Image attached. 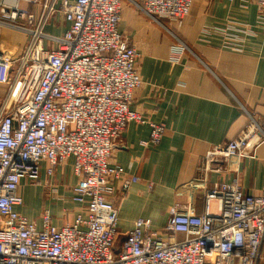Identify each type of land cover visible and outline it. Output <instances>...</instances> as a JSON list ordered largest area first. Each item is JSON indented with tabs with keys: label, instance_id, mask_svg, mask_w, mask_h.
<instances>
[{
	"label": "built area",
	"instance_id": "built-area-1",
	"mask_svg": "<svg viewBox=\"0 0 264 264\" xmlns=\"http://www.w3.org/2000/svg\"><path fill=\"white\" fill-rule=\"evenodd\" d=\"M40 7L30 13L0 0V25L23 33L18 55L0 49V264H264V189L256 197L237 181L216 184L205 195V211H170L166 225L153 229L137 219L124 240L119 213L108 200L125 175L110 166L117 141L131 122L145 124L131 110L142 81L140 55L120 30L124 0H13ZM194 0H139L138 9L157 21L181 23ZM264 27V0H256ZM61 15V36L47 33ZM47 43H50L49 47ZM144 147L163 139L165 126L149 123ZM264 143L250 116L235 139L214 146L204 157L205 172L246 157ZM77 185L72 202L81 205L71 223L53 224L46 212L40 225L19 213L23 181L39 183L70 159ZM132 182L138 179L132 178Z\"/></svg>",
	"mask_w": 264,
	"mask_h": 264
},
{
	"label": "crops",
	"instance_id": "crops-1",
	"mask_svg": "<svg viewBox=\"0 0 264 264\" xmlns=\"http://www.w3.org/2000/svg\"><path fill=\"white\" fill-rule=\"evenodd\" d=\"M7 1L30 13L40 10L26 1ZM136 4L139 0L123 1L120 30L140 55L137 69L142 84L131 110L146 123H129L117 141L110 166L123 168L125 175L108 194L124 238L140 218L162 230L175 206L192 207L203 215L205 195L216 184L237 181L256 197L264 189V143L246 157L222 162L220 172L204 170L208 151L238 137L250 116L264 134V27L258 23L256 0H194L191 14L181 23L155 21ZM56 20L59 24L49 25L47 33L61 36L67 24L61 15ZM26 43L23 33L0 25L2 51L18 55ZM5 93L6 87L0 85V102ZM150 122L163 124L165 133L158 145L144 147ZM73 165L71 158L52 176L44 165L38 184L23 181L24 205L19 213L33 221L37 214L33 211L40 206L32 209L25 200L31 203L44 195L51 197L47 206L56 215L66 212L64 203L76 204ZM134 177L137 182L131 181ZM32 187L41 193L34 195ZM74 207L73 219L83 210L81 205Z\"/></svg>",
	"mask_w": 264,
	"mask_h": 264
},
{
	"label": "rangeland",
	"instance_id": "rangeland-1",
	"mask_svg": "<svg viewBox=\"0 0 264 264\" xmlns=\"http://www.w3.org/2000/svg\"><path fill=\"white\" fill-rule=\"evenodd\" d=\"M59 24V21L58 20H56V19H53L52 21H51V23H50V25L51 26H53V25H55L56 26V24ZM36 184H38V183H36ZM23 187V186H22ZM54 190H56V189H54ZM30 191L34 194V195H37L38 196V194H40L41 193V190L40 189H37V188H35V187H32V188H30ZM53 194H56V193H53ZM23 197V196H22ZM51 199V197H47V195H44V196H42L41 198H39V200L38 199H36V198H33V200L31 201V203H27V201L25 200V203H26V205L28 206V207H31L32 209H35L36 207H38V206H40V208L39 209H36V211H38V212H36V211H33V212H35V213H37L36 215H34L33 216V221L34 222H36V223H38L41 219H42V217L44 216V214L46 213V212H49V214L52 216V220H53V224L54 225H56V226H58V227H60V226H63V225H66V224H68V223H71L72 221H73V216H74V212H75V205L76 204H68V203H64L65 205H66V208L65 209H67L66 210V212L65 213H63L62 215L61 214H59V215H56L55 213H54V211H53V209L51 210V209H48L49 207L47 206V205H51L50 203H49V201H51L50 200ZM53 203H56L55 201H53L52 202V204ZM84 208V207H83ZM82 208V209H83ZM24 216V215H23ZM26 217V216H25ZM124 234H122L121 236H120V239L119 240H117V244H120L122 241H123V239H124Z\"/></svg>",
	"mask_w": 264,
	"mask_h": 264
}]
</instances>
